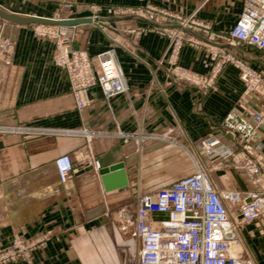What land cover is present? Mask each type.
Segmentation results:
<instances>
[{"label": "crops", "instance_id": "obj_1", "mask_svg": "<svg viewBox=\"0 0 264 264\" xmlns=\"http://www.w3.org/2000/svg\"><path fill=\"white\" fill-rule=\"evenodd\" d=\"M68 5V7H64ZM148 5L209 22L216 33H228L242 12L243 0H0V7L22 17L68 19L91 11L97 21L76 26H52L68 34L72 46L89 56L113 48L128 84V93L106 100L99 88L89 90L93 103L80 111L66 73L53 64L55 41L35 34L38 24L18 25L0 18V37L14 50L10 63L0 61V125H34L49 129L86 130L90 135L38 134L0 136V247L20 237L41 245L30 261L11 264H125L136 260L139 242L131 226L121 222V210H134L138 193L167 187L191 168L210 170L218 189L253 190L229 163L228 185L199 143L210 136L230 145L217 126L231 111L251 115L264 96L243 98L239 71L225 65L215 78L216 89L176 81L167 53L169 39L159 29H178V22H149L134 16H113L112 7ZM148 28L134 35L132 29ZM200 46L185 44L177 65L208 77L216 64L210 49H224L256 69L264 56L251 47H231L187 32ZM252 55H255L253 57ZM256 56H261L258 58ZM126 134V136H122ZM185 150L189 162L184 160ZM187 153V152H186ZM68 156L74 169L61 182L56 160ZM101 169L125 164L129 185L106 192ZM188 157V156H187ZM82 159H85V161ZM224 179V180H225ZM222 184V185H221ZM238 214V206L233 208ZM162 219L163 215H154ZM245 227L240 236L256 264H264V235Z\"/></svg>", "mask_w": 264, "mask_h": 264}, {"label": "built area", "instance_id": "obj_2", "mask_svg": "<svg viewBox=\"0 0 264 264\" xmlns=\"http://www.w3.org/2000/svg\"><path fill=\"white\" fill-rule=\"evenodd\" d=\"M109 12L113 16H140L152 23H165L169 19L178 22V29L158 30L169 39L166 54L176 81L199 87L207 94L216 89L214 80L223 67L231 65L239 71L244 85L243 98L251 94L264 96V71L224 49H210L216 64L208 77L198 76L177 65L185 44L200 46L187 32L231 47H251L264 56V0H243L242 12L228 33L214 32L209 22L198 18L197 12L182 16L152 5L112 7ZM147 30L134 28L130 33L137 35ZM35 34L55 41L53 64L66 73L78 110L85 111L93 103L89 98L92 88H99L107 101L128 93L129 87L113 48L89 56L74 48L71 37L60 29L38 25ZM13 50V44L0 37V61L9 64ZM217 128L230 137L232 143L225 145L213 136L201 142L199 147L214 164L211 168L221 170L231 163L254 189L246 192L218 189L210 170L197 167L196 172L167 187L138 193L136 208L121 213L122 224L132 227L139 242L136 260L128 258L125 264H256L240 232L245 226L252 225L255 233L264 235V103L257 105V110L249 116L229 112ZM6 133L28 137L38 134L90 135L86 130L0 125V136ZM86 162L97 172L101 169L99 161L92 156ZM56 167L61 182L71 178L74 169L68 156L57 159ZM236 206L239 211L235 216L233 208ZM156 214L163 218H154ZM39 245L41 242L37 240L16 237L8 246L0 247V264L30 261Z\"/></svg>", "mask_w": 264, "mask_h": 264}, {"label": "water", "instance_id": "obj_3", "mask_svg": "<svg viewBox=\"0 0 264 264\" xmlns=\"http://www.w3.org/2000/svg\"><path fill=\"white\" fill-rule=\"evenodd\" d=\"M134 17L138 19H143L137 16ZM0 18L18 25L38 24V25L63 26V27H70L85 23H91L99 19L96 16H94V14L91 11L78 13L71 16L68 19H61V20L40 18V17H22L10 13L1 7H0ZM99 174L101 176L103 188L106 192L121 189L129 185L127 171L125 169V164L123 162H119L114 165L104 167L99 170Z\"/></svg>", "mask_w": 264, "mask_h": 264}, {"label": "rangeland", "instance_id": "obj_4", "mask_svg": "<svg viewBox=\"0 0 264 264\" xmlns=\"http://www.w3.org/2000/svg\"><path fill=\"white\" fill-rule=\"evenodd\" d=\"M137 17H140V16H137ZM141 18V17H140ZM130 32H131V30H130ZM253 57H255V55H252ZM256 57H258V58H262L261 56H256ZM261 71H264V69H261ZM203 141V140H202ZM201 141V142H202ZM201 142L199 143V145H198V148H199V150H200V152H202V153H204V150L202 149V148H200L199 146H200V144H201ZM187 152V153H186ZM183 156H184V160L186 161V162H189V153H188V151L187 150H185V152L183 153ZM188 156V157H187ZM192 170H194V169H190L188 172H185L184 174H181V175H179V176H176V178H179V177H186V175L188 174V173H190V172H192ZM225 171H226V169L225 168H222L221 170H220V173H217V175L216 176H218L219 174V179L220 180H222V181H224V182H227L226 181V177H225ZM237 173H238V171H236ZM238 174H241L245 179H246V177L241 173V172H239ZM225 179V180H224ZM248 182L251 184V182L248 180ZM228 183V182H227ZM229 184H231L230 182L228 183V185ZM222 185V184H221ZM252 185V184H251ZM253 186V185H252ZM246 192V191H245ZM122 211L123 210H121L120 211V216H121V213H122ZM121 220V219H120ZM250 226H252V225H247V227H250ZM246 227V226H245ZM244 227V228H245ZM243 228V229H244ZM252 232H255V229H252L251 230ZM35 252V251H34ZM33 256V255H32ZM11 264V263H10Z\"/></svg>", "mask_w": 264, "mask_h": 264}]
</instances>
